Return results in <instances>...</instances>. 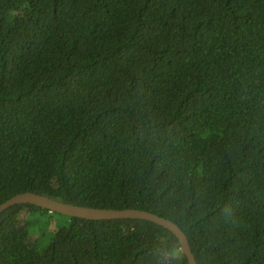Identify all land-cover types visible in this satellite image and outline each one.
<instances>
[{
	"label": "trees",
	"instance_id": "16d2710c",
	"mask_svg": "<svg viewBox=\"0 0 264 264\" xmlns=\"http://www.w3.org/2000/svg\"><path fill=\"white\" fill-rule=\"evenodd\" d=\"M24 191L168 218L197 264H264V0H0V203ZM33 212L66 220L42 247ZM0 264L188 262L152 222L16 204Z\"/></svg>",
	"mask_w": 264,
	"mask_h": 264
},
{
	"label": "water",
	"instance_id": "95a60500",
	"mask_svg": "<svg viewBox=\"0 0 264 264\" xmlns=\"http://www.w3.org/2000/svg\"><path fill=\"white\" fill-rule=\"evenodd\" d=\"M16 204H30L49 212H56L61 215L76 217L85 220H110V219H139L152 222L170 231L179 244L180 251L185 256L188 264H197L191 252L187 237L184 231L168 218L155 213L135 208H101L94 206L78 205L58 201L44 195L24 191L16 193L0 203V213L10 206Z\"/></svg>",
	"mask_w": 264,
	"mask_h": 264
},
{
	"label": "rangeland",
	"instance_id": "374dc122",
	"mask_svg": "<svg viewBox=\"0 0 264 264\" xmlns=\"http://www.w3.org/2000/svg\"><path fill=\"white\" fill-rule=\"evenodd\" d=\"M21 217V223L25 224L27 230L28 242H37L39 247L45 245L51 235L66 224L65 219L50 213L33 212Z\"/></svg>",
	"mask_w": 264,
	"mask_h": 264
}]
</instances>
